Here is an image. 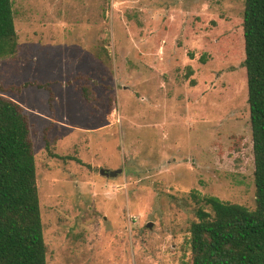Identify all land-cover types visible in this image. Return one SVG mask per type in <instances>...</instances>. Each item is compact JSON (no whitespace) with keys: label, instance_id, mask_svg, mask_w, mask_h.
Listing matches in <instances>:
<instances>
[{"label":"rangeland","instance_id":"rangeland-1","mask_svg":"<svg viewBox=\"0 0 264 264\" xmlns=\"http://www.w3.org/2000/svg\"><path fill=\"white\" fill-rule=\"evenodd\" d=\"M11 1L47 264H186L192 191L255 207L245 0Z\"/></svg>","mask_w":264,"mask_h":264},{"label":"trees","instance_id":"trees-1","mask_svg":"<svg viewBox=\"0 0 264 264\" xmlns=\"http://www.w3.org/2000/svg\"><path fill=\"white\" fill-rule=\"evenodd\" d=\"M242 31L255 207L192 191L199 206L188 228L186 264H264V0H245ZM17 53L12 1L0 0V59ZM29 86L43 88L35 81L12 89ZM46 257L28 116L18 102L0 94V264H47Z\"/></svg>","mask_w":264,"mask_h":264},{"label":"water","instance_id":"water-1","mask_svg":"<svg viewBox=\"0 0 264 264\" xmlns=\"http://www.w3.org/2000/svg\"><path fill=\"white\" fill-rule=\"evenodd\" d=\"M122 172V169H116V170H112V171H109V170H105V169H102L100 171V174L106 176V177H115L117 176L119 173ZM148 227H151L152 226V223H148L147 225Z\"/></svg>","mask_w":264,"mask_h":264}]
</instances>
